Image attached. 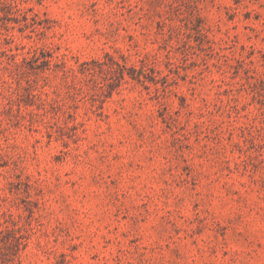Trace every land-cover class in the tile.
I'll list each match as a JSON object with an SVG mask.
<instances>
[{
	"label": "rangeland",
	"instance_id": "374dc122",
	"mask_svg": "<svg viewBox=\"0 0 264 264\" xmlns=\"http://www.w3.org/2000/svg\"><path fill=\"white\" fill-rule=\"evenodd\" d=\"M0 264H264V0H0Z\"/></svg>",
	"mask_w": 264,
	"mask_h": 264
}]
</instances>
